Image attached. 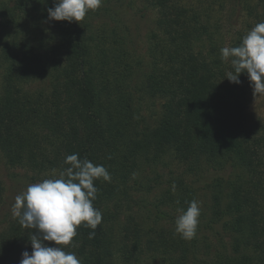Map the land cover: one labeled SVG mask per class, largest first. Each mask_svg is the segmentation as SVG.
Returning <instances> with one entry per match:
<instances>
[{"label":"trees","instance_id":"1","mask_svg":"<svg viewBox=\"0 0 264 264\" xmlns=\"http://www.w3.org/2000/svg\"><path fill=\"white\" fill-rule=\"evenodd\" d=\"M146 1L158 16L142 85L165 104L159 123L143 129L132 69L115 70L108 59L116 54L107 41L110 33H96L88 15L80 22L49 20L53 0H0V150L13 166L55 177L72 153L106 167L111 180L94 182L101 224L93 230L82 223L73 245L62 246L82 264H114L116 252L123 261L137 260L140 231L117 238L108 209L114 182L135 172L142 151L171 149L191 166L234 161L236 173L227 180L231 192L221 193L220 181L213 207L231 231V251L206 264H264V119L248 112L253 95L248 75L240 74V84L225 77L234 69L221 59L225 44L208 15L180 0ZM253 15L256 24L264 21V11ZM247 33L238 32L229 47L239 46ZM46 73L53 76L48 90H26ZM187 194L186 188L181 199ZM4 195L0 179V209ZM33 231L17 217L0 231V264H19L23 251L31 254ZM163 253L171 255L164 259L168 264H188L184 239L166 240Z\"/></svg>","mask_w":264,"mask_h":264},{"label":"rangeland","instance_id":"2","mask_svg":"<svg viewBox=\"0 0 264 264\" xmlns=\"http://www.w3.org/2000/svg\"><path fill=\"white\" fill-rule=\"evenodd\" d=\"M180 2L208 15L214 26L218 27L217 36L220 34L225 46L231 45L238 32H248L253 28L258 20L253 14L264 11V0ZM86 15L96 33H110L107 41L114 47L116 54L112 52L108 59L115 70L120 65L132 69L131 83L135 92V106L140 107V128L156 126L164 113L165 98L149 93L142 83L149 69L148 49L150 36L157 30V10L146 0H103L99 9L88 11ZM37 33L40 34V30ZM118 53L123 54V57ZM1 75L0 69V78ZM52 80L51 73L42 74L31 80L26 90H48ZM248 112L253 117L264 119V95H252ZM145 155L143 151L140 153L138 166L130 177L114 182L115 194L108 209L114 215L112 225L117 238L129 230L127 238L130 239L133 235L130 229L133 231L137 228L135 230L140 231L143 248L133 254L138 258L131 262L123 261L124 257L116 252L114 264H168L164 259L171 255L163 253L164 244L166 240H180V236L175 234V220L187 209L190 197L200 203L201 215L196 237L190 241L185 240L188 264H206L230 252L231 231L224 228L223 218L213 212V207L214 196L221 189L218 188L220 181L221 193L227 195L231 192L227 180L232 179L236 173L233 167L235 162H204L191 166L179 161L171 149L152 148ZM56 175L55 172L39 173L26 166H13L0 150V179L5 186L0 209V231L5 230L15 218L12 214L15 197L29 184ZM173 184L175 191L172 190ZM186 188L189 194L182 200L180 194ZM210 224L215 225L213 229L209 227ZM177 252H173L174 256L179 255Z\"/></svg>","mask_w":264,"mask_h":264},{"label":"clouds","instance_id":"3","mask_svg":"<svg viewBox=\"0 0 264 264\" xmlns=\"http://www.w3.org/2000/svg\"><path fill=\"white\" fill-rule=\"evenodd\" d=\"M102 3L103 0H53L47 18L80 22L89 10L99 9ZM220 52L221 59L230 60L234 69L225 76L230 83L240 84V74L247 73L254 96L264 95V21L251 28L239 46H225ZM64 163L68 167L59 177L29 184L15 197L13 216L21 226L34 230L31 254L23 251L19 264H82L75 252L65 251L62 246L73 245L82 223L95 230L102 222L103 214L93 203L99 192L94 182L101 178L110 181V173L104 165L80 158L79 153L67 155ZM200 215V203L190 201L175 220V234L187 241L194 239ZM94 235V231L89 234L90 238Z\"/></svg>","mask_w":264,"mask_h":264}]
</instances>
